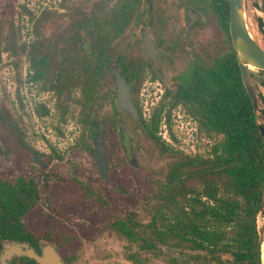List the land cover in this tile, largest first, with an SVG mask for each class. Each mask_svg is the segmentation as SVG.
<instances>
[{
  "label": "rangeland",
  "instance_id": "374dc122",
  "mask_svg": "<svg viewBox=\"0 0 264 264\" xmlns=\"http://www.w3.org/2000/svg\"><path fill=\"white\" fill-rule=\"evenodd\" d=\"M149 1L154 7L152 12L148 1L142 0L138 14L133 16L123 34L117 37L108 34L112 43L110 71L114 66L121 71L116 60L122 65H141L133 92L131 87L132 100L140 108L141 119L135 121L113 108L116 85L110 72L105 73L96 100L86 109L90 121L104 120L105 145L106 149L111 148L110 182L103 183L91 153L80 144V137L87 139V129L78 121L85 102L82 94L85 77L79 69L83 67L82 71H86L91 67L89 55L99 29L102 26L110 30L113 17L124 0H0V111L10 112L31 149V158L32 154L39 155L48 165L46 169L36 166L26 152L15 153L13 149L7 152L4 141L8 135L0 126V169L6 174L18 171L29 176L27 163L31 176L45 181L41 200L43 203L47 197L48 206L41 214L35 212L27 216L26 223L49 232L54 238H68L58 250L73 256V264H133L126 259L127 251L138 254L150 264H169L168 249L162 254L140 251L115 231L104 228L103 220L128 203L137 221H150L158 207V194L170 165L186 157L207 156L211 146L222 138L203 131L183 105L172 108L169 122L166 120L169 106H166L159 123L158 135L169 145L168 151H162L160 144L144 132L142 118L150 117L162 102L166 89L173 90L181 75L188 77L192 60L210 64L229 48L228 38L210 11L208 1ZM187 7L201 15L199 24L190 32L185 29ZM258 18L264 23V0H245L248 30L264 48V26L257 23ZM143 29L163 45L165 57L159 58L161 73L156 79H152L153 69L146 67L149 61L141 43ZM72 33L73 42L67 41ZM41 56L47 59L41 70L42 77L31 81L32 58ZM60 68H63L61 82L58 81ZM261 80H264V72L251 76L257 92L264 88L260 86ZM111 90L115 92L113 103L109 96ZM259 109H264L262 103L258 105V120L264 125V115ZM119 122H123L131 134L129 140L124 133L126 149L120 146ZM58 151L66 159L58 161ZM120 152L129 162L135 158L137 166L123 167L126 161L117 165L114 160H119L116 155ZM58 165L70 167L62 177H73L78 169L83 174L84 185L67 182L58 195ZM191 184L196 182L186 181L187 187ZM48 185L51 191H47ZM87 186L100 189L98 193L102 194L87 195ZM257 223L263 231V214L258 215ZM58 226L61 228L59 236Z\"/></svg>",
  "mask_w": 264,
  "mask_h": 264
},
{
  "label": "trees",
  "instance_id": "16d2710c",
  "mask_svg": "<svg viewBox=\"0 0 264 264\" xmlns=\"http://www.w3.org/2000/svg\"><path fill=\"white\" fill-rule=\"evenodd\" d=\"M139 1L124 0L120 3L110 30L106 31L102 26L99 29V36L89 55L91 67L86 71H82L83 67L79 69L85 77L82 87L85 102L78 121L87 129V139L80 137V144L90 153L95 121L88 119L86 109L96 100L106 72H110L115 81L110 71L112 43L108 34L116 37L123 34L137 14ZM208 2L228 38V50L213 58L210 64L200 61L191 66L188 77L181 75L173 90L166 89L160 105L154 108L148 119L142 118L141 121L144 132L160 144L162 151L170 149L158 135L166 106H169L166 111L168 122L172 108L183 105L203 131L208 135H221L222 138L211 146L207 156L186 157L170 165L160 187L158 207L150 221H137L135 212L125 203L124 209L108 214L103 220V227L115 231L140 251L162 254L165 248L168 249L169 264H261L262 231L258 228L257 218L260 214L264 215V140L252 102L242 83L232 45L228 0ZM257 23L264 26L260 18ZM71 40H74L73 33L67 41ZM46 62L43 56L32 58L31 81L42 77L41 70ZM115 63L125 74L133 92L140 78L141 65H122L120 60ZM151 68L152 79H156L158 74ZM62 73L63 68L58 69L59 82ZM260 86L264 87V80L260 81ZM257 95L264 106V94L259 91ZM109 96L113 103L114 90ZM167 99L168 102H165ZM112 106L117 110L114 103ZM35 110L39 114V109ZM259 111L264 115V109ZM0 126L8 135L4 141L7 152L10 149L15 153L30 152L9 111H0ZM121 133L124 135L123 131ZM120 146L126 149L124 142ZM116 156L119 157V160H114L116 164H123V153ZM188 180L196 184L187 187ZM98 190L88 186L85 189L89 196L101 195ZM47 191H51L50 185ZM40 197L38 184L30 176L18 171L6 174L0 169V251L3 243L9 241L27 242L38 252L39 240L52 243L57 249L69 241L65 236L57 239L49 232L23 223L28 202L38 205ZM61 257L64 264H73V256L61 254ZM126 259L133 264H150L129 251L126 252ZM9 264L37 263L27 257H16Z\"/></svg>",
  "mask_w": 264,
  "mask_h": 264
},
{
  "label": "water",
  "instance_id": "95a60500",
  "mask_svg": "<svg viewBox=\"0 0 264 264\" xmlns=\"http://www.w3.org/2000/svg\"><path fill=\"white\" fill-rule=\"evenodd\" d=\"M228 4L229 32L240 69L242 83L252 102L255 117L257 118L258 122V127L264 140V125L258 120V105L260 100L257 95V90L251 81L252 75H258L260 72H264V49L254 40L248 30L245 19V0H228ZM187 14L190 18L187 28H190L199 19V15L192 9H188ZM142 46L147 56L153 62L154 66L159 69L160 64L156 57L154 42L151 35L147 31L143 32ZM111 72L115 77L116 85L115 106L120 111L128 112L133 120L139 121L140 116L136 105L132 100L130 84L116 66L111 68ZM121 129L126 131L129 140H131L130 131L123 122L118 123V131ZM92 144L93 159L98 168V172L104 181L109 182L110 176L108 155L106 154L105 149L104 120H97L95 122ZM0 152H2L1 146ZM32 160L38 165L46 167L45 162L39 155L32 154ZM130 164L132 166H137L135 158L130 161ZM260 253L261 264H264V228L261 236ZM13 255L25 256L35 260L37 264H64L57 247L52 243H46L42 247L40 254H37L34 248L25 242H13L6 244L0 252V263L6 264V261L9 260Z\"/></svg>",
  "mask_w": 264,
  "mask_h": 264
},
{
  "label": "flooded vegetation",
  "instance_id": "af4514ba",
  "mask_svg": "<svg viewBox=\"0 0 264 264\" xmlns=\"http://www.w3.org/2000/svg\"><path fill=\"white\" fill-rule=\"evenodd\" d=\"M148 1V7H149V11L150 12H152L153 11V9H154V7H153V5H152V3L149 1V0H147ZM205 1H208V0H205ZM142 2V0H140L139 1V4ZM138 8V7H137ZM209 8H210V5H209ZM188 9H192L194 12H196L198 15H199V19L190 27V28H187V25H188V23H189V21H190V18H189V15L187 14V10ZM210 11L212 12V14H213V16L216 18V16H215V14H214V12L212 11V9L210 8ZM137 13V12H136ZM138 14V13H137ZM136 14V15H137ZM186 14H187V17H188V22L186 23V25H185V29H186V32H190L191 31V29H192V27H194V26H196V25H198L199 24V22H200V20H201V15L196 11V9L194 10L193 8H191V7H187L186 8ZM216 20H217V18H216ZM218 22V21H217ZM144 31H147L146 29H143V31H142V35H141V43H142V36H143V32ZM148 32V31H147ZM149 33V32H148ZM150 34V33H149ZM151 35V34H150ZM151 37H152V39H153V42H154V46H155V51H156V57H157V59H158V62H159V64H160V61H159V58L161 59H163L164 57H165V54H164V50H162L161 49V47H163V45H161V41H155L154 40V38H153V36L151 35ZM264 49V48H263ZM147 60L149 61V64L151 65V66H149V64L146 66L147 67V69L149 68V67H153L156 71H157V74L158 73H161V72H159L158 70L160 69H158V68H156L155 66H154V64H153V62L150 60V58L147 56ZM200 63V60L199 59H195V60H192V62L190 63V67L191 66H193L194 64H196V63ZM258 92H259V90H258ZM131 95H132V92H131ZM136 105V104H135ZM117 108V107H116ZM136 108H137V110H138V113H139V116H140V111H139V107H137L136 106ZM122 112H125L126 114H128L130 117H131V115L128 113V112H126V111H122ZM132 118V117H131ZM140 119H141V116H140ZM96 122V121H95ZM95 122H94V124H95ZM104 124H105V122H104ZM124 132L125 134H126V136H127V138H128V135H127V133H126V131L124 130V129H121L120 131H119V134L121 135V140H120V143L122 144L124 141H122V139L124 138L123 136L124 135H122V133L121 132ZM105 136H106V130H105ZM125 143V142H124ZM92 147H93V144H92ZM105 149H106V145H105ZM109 149H111V148H109ZM109 149H106V154L108 155V167H109V176H110V171L112 170V165H111V163H110V158H109ZM86 152H89V150H86ZM28 155H29V158L31 159V161L33 162V164H35L36 166H38V167H40V168H42V169H46L47 167H48V165H47V163H46V167H43V166H40V165H38L36 162H34L33 160H32V158H31V153L30 152H26ZM63 153H60L59 151H58V161H63L64 159H66V157H64L63 155H62ZM91 155H92V160H93V163H94V165H95V167H96V169H97V172H98V168H97V166H96V164H95V162H94V159H93V148H92V153H91ZM125 161H126V166H125V164L123 165V167H126V168H129V169H132V166H130V162L128 161V157L125 155V157H124V163H125ZM28 162H30V160H28ZM26 166H27V169L29 170L28 171V173H29V176H30V178L31 179H33L34 181H35V183H37L38 184V187H39V189H40V191H44V186H45V181L44 180H42V182L39 180V178H37V177H35V176H31V174H30V165L29 164H27L26 163ZM69 165H58V195L59 194H61V192H62V185L63 184H65V183H67V182H71V184L73 185V184H82V185H84L83 184V181H82V177H83V174L77 169L76 170V172L74 173V175H73V177H70V175H67V176H65V177H62V174L64 173V172H66L67 170H69ZM98 174H99V172H98ZM72 176V175H71ZM99 177L103 180V183H109V182H106V181H104V179L102 178V176L99 174ZM39 181V182H38ZM101 181V180H100ZM93 184V183H92ZM43 203H42V200H41V197L39 198V203H38V205H35V204H30V202H28V212H27V214H26V217L28 216H30L32 213H35V212H37V213H39V214H41V212H42V210H45L46 209V206H48V202H47V197H44V199H43ZM60 206V203H58V207ZM23 223H26V220H24L23 219ZM61 234V228L58 226V236ZM13 242H19V241H9V242H4L3 243V246H2V248L4 247V245H6V244H10V243H13ZM20 243H24V242H20ZM25 243H27V242H25ZM28 244V243H27ZM39 244H40V250H39V252L38 251H36L35 249V252L37 253V254H40L41 253V249H42V247L46 244V243H43V240H39ZM29 245V244H28ZM30 246V245H29ZM2 248H1V250H2ZM33 248V247H32ZM58 250V249H57ZM1 252V251H0ZM58 252H59V254H60V256H61V253H60V251L58 250ZM20 258V257H25V256H17V255H13L9 260H7L6 261V264H9V262H11V260L13 259V258ZM30 259V258H29ZM1 264V263H0Z\"/></svg>",
  "mask_w": 264,
  "mask_h": 264
},
{
  "label": "crops",
  "instance_id": "0c3cea01",
  "mask_svg": "<svg viewBox=\"0 0 264 264\" xmlns=\"http://www.w3.org/2000/svg\"><path fill=\"white\" fill-rule=\"evenodd\" d=\"M263 87V86H262ZM260 92H262L263 94H264V88H262V91H260Z\"/></svg>",
  "mask_w": 264,
  "mask_h": 264
}]
</instances>
